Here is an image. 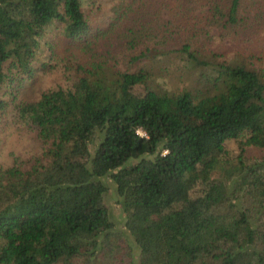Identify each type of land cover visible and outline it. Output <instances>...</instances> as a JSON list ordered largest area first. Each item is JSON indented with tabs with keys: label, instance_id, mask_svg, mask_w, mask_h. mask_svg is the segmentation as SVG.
Here are the masks:
<instances>
[{
	"label": "trees",
	"instance_id": "1",
	"mask_svg": "<svg viewBox=\"0 0 264 264\" xmlns=\"http://www.w3.org/2000/svg\"><path fill=\"white\" fill-rule=\"evenodd\" d=\"M83 1L0 0V112L11 107L43 145L25 168L0 165V264H264V67L190 50L204 28L192 24L174 51L200 89L154 90L156 48L125 54L132 71L114 61L151 33L164 43L150 0L120 1L106 26ZM239 2L209 0L205 26L235 31ZM58 47L70 83L21 99ZM108 183L123 244L112 242Z\"/></svg>",
	"mask_w": 264,
	"mask_h": 264
},
{
	"label": "rangeland",
	"instance_id": "2",
	"mask_svg": "<svg viewBox=\"0 0 264 264\" xmlns=\"http://www.w3.org/2000/svg\"><path fill=\"white\" fill-rule=\"evenodd\" d=\"M120 1L126 4L138 3V0H84L83 10L93 26H106L108 18L113 16L115 6ZM214 1L223 4L226 0ZM149 3L151 7L146 12L147 17L157 26H167L164 43H159L158 37L151 33V38L146 39L144 43H139L126 53H123L118 47L116 54H114V61L116 68L132 71L137 65L133 61H128L125 54L149 46L156 48L158 53L149 61L152 73L148 84L152 89L167 92L187 89L195 92L200 89V83L194 80L197 73L194 70L186 71L182 56L174 51L178 43L189 36L183 30L187 27H193L192 24H198L204 28L201 32L196 31L194 35H191L190 50L197 49L199 54H203L205 58L206 56L210 57L209 53L213 52L216 56L214 60L216 62H241L249 67H264V0H240L238 13L244 23L235 31L226 30V33L216 27L205 26L209 0H150ZM183 25L185 26L182 27ZM49 34L50 31L46 34L47 38ZM97 42V47L110 42L114 44L116 35L110 34V37L101 41L99 39ZM77 53L79 52L77 51ZM48 55L49 52L42 47L39 58L46 60ZM64 55L66 53H62L61 47L55 48V51L48 58L50 65L46 69L34 73L33 77L20 90L19 97L25 100H33L42 89L69 84L68 78L71 71L64 68L61 60V56ZM4 98L8 100L9 97L4 95ZM226 146L228 149H233L234 143L226 142ZM42 147L43 145L36 137L35 130L17 120L11 107L8 106L0 112V165L9 164L15 159L25 168ZM259 153L264 154V150L255 152L256 155ZM108 184L109 188L102 201L114 222L113 230L117 233L115 236L118 235L112 239V242L123 244L126 240V235L122 233L123 214L116 202L112 185L111 183ZM118 254L117 252L116 255L118 256Z\"/></svg>",
	"mask_w": 264,
	"mask_h": 264
}]
</instances>
